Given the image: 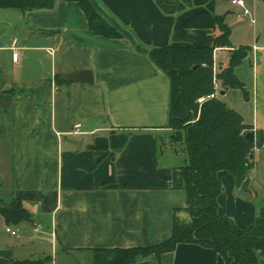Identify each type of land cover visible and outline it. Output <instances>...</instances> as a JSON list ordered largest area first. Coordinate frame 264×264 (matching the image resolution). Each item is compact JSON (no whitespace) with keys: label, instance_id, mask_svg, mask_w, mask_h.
<instances>
[{"label":"crops","instance_id":"crops-1","mask_svg":"<svg viewBox=\"0 0 264 264\" xmlns=\"http://www.w3.org/2000/svg\"><path fill=\"white\" fill-rule=\"evenodd\" d=\"M96 1L129 35L96 34L74 1L56 0L43 10L0 9L3 89L13 92L10 99L0 94L9 101L7 109L0 103V180L8 174L0 201L20 199L32 218L6 224L24 242L1 250L0 264L46 257L53 264H92V248L145 246L171 236L174 211L187 203L186 192L172 187L185 156L159 148L171 132L170 79L136 45H211L217 29L185 26L201 11L223 15L232 31L231 47L214 51L216 69L227 65L221 50L249 47L241 64L247 69L235 73L248 93V110L237 112L252 127L255 166L239 187L229 171L219 172V215L251 226L264 206V24L255 26V15L231 0L254 25L253 42L237 47L228 20L234 10L216 0ZM84 69L93 72L92 83L59 79ZM228 92L220 94L230 107ZM181 216L189 218L185 211ZM148 260L157 263L154 255ZM160 264L227 263L211 248L179 243Z\"/></svg>","mask_w":264,"mask_h":264},{"label":"trees","instance_id":"trees-1","mask_svg":"<svg viewBox=\"0 0 264 264\" xmlns=\"http://www.w3.org/2000/svg\"><path fill=\"white\" fill-rule=\"evenodd\" d=\"M77 2L90 29L96 34L121 38L129 33L110 17L96 0ZM56 0H0V9L22 11L51 9ZM188 28L218 30L209 46H166L146 50L150 59L170 79V105L167 138L159 142L161 151L182 153L185 162L174 170V189L186 192L184 208H176L171 236L159 243L133 247H95L91 249L92 264H150L154 255L160 264L163 253L175 250L179 243H196L220 254L227 264H264V206L253 225L241 226L230 217H220L218 198L222 192L221 170L229 171L239 187L255 166L254 141L246 134L252 127L242 115L228 107L220 91L241 89L248 93L235 73L248 55L249 47L231 49L227 65L216 70L214 51L230 48L231 28L223 15L201 11L186 21ZM61 82V81H60ZM216 84H220L216 86ZM218 88V90H217ZM217 90V92H216ZM12 91L0 94L10 99ZM13 93V92H12ZM204 97L203 102L199 99ZM185 211L188 219L180 216ZM7 225L31 221V214L20 199L0 206ZM12 264H53L43 260H15Z\"/></svg>","mask_w":264,"mask_h":264},{"label":"rangeland","instance_id":"rangeland-1","mask_svg":"<svg viewBox=\"0 0 264 264\" xmlns=\"http://www.w3.org/2000/svg\"><path fill=\"white\" fill-rule=\"evenodd\" d=\"M223 6V8H229L230 10H234V15L228 18L230 25H232L233 28V34L231 37V43H233L235 46H239L241 43H252L253 42V34H254V25L251 23V18L253 17L252 15H255V26L260 27L261 25L264 24V12H261L259 10V7H263L264 4H262L261 0H244L246 3V6L250 9L251 11V18L248 16L243 15V10L242 8L235 6L232 4L231 0H216ZM231 49H224L221 50L222 55H228ZM220 56V55H219ZM224 61V60H223ZM226 62H228V58L225 59ZM227 64V63H226ZM241 66V67H240ZM238 66L237 68H240L238 73H242L243 69H247V65H242ZM241 78V77H240ZM248 77L244 76V79ZM242 79V78H241ZM245 79V80H247ZM249 82L247 83V85ZM220 85V84H219ZM249 89L250 86L248 85ZM217 92V90H216ZM227 101L231 102L232 105H229L230 107L234 108L236 111H241V110H248V106L243 98V91L241 89H229V92L227 93ZM167 138V137H166ZM260 173L261 175L264 176V161L262 162V165L260 167ZM5 180L8 182V174L5 173ZM4 179L0 180V182L3 184L4 187H1L0 189V197L4 198L5 197V186L7 187V183ZM262 185H264V182H262ZM9 186V185H8ZM5 203H1L0 201V206L7 205L9 203L8 200H4ZM182 215V212L180 213V216ZM182 217V216H181ZM183 218V217H182ZM4 218L0 214V251L7 249L8 245H12L14 247L21 246V243L24 241H19L16 237L12 235L11 233L6 232V223L3 220ZM188 219V218H187ZM19 235L21 236V233L19 232ZM39 240H35V243H40L38 242ZM88 257L86 256V259ZM60 261V259H58ZM54 262V261H53Z\"/></svg>","mask_w":264,"mask_h":264},{"label":"water","instance_id":"water-1","mask_svg":"<svg viewBox=\"0 0 264 264\" xmlns=\"http://www.w3.org/2000/svg\"><path fill=\"white\" fill-rule=\"evenodd\" d=\"M59 79L61 81H66V82H84V83H92L93 82V72L89 69H84V70H79V71H74V72H69V73H65L62 74ZM6 83V77L2 71V69L0 68V91L3 89V87L5 86ZM221 94L224 93V91L222 90L220 92ZM0 103L2 105V107L4 109L8 108L9 105V101L6 99H1ZM246 139L248 141H254V133L248 132L246 134ZM77 145L80 144L78 141H74Z\"/></svg>","mask_w":264,"mask_h":264},{"label":"built area","instance_id":"built-area-1","mask_svg":"<svg viewBox=\"0 0 264 264\" xmlns=\"http://www.w3.org/2000/svg\"><path fill=\"white\" fill-rule=\"evenodd\" d=\"M233 3L234 4H237V5H240V6H243L245 9H244V14L245 15H251V11L248 9V8H246L245 7V2H244V0H233ZM253 21H255V18L253 17V19H252ZM17 58H18V53H13V59L14 60H17ZM217 70V69H216ZM216 86H219V84H216ZM217 90H218V88H217ZM205 100V98L204 97H201L200 99H199V102H203ZM81 126V124H77L76 125V127L77 128H79ZM6 231L7 232H9V233H11L12 235H14V236H17V237H19V233L16 231V230H14V229H12V228H10V227H7L6 228Z\"/></svg>","mask_w":264,"mask_h":264}]
</instances>
